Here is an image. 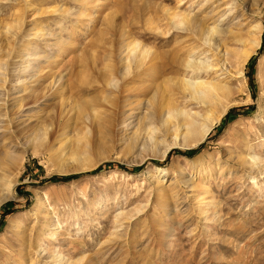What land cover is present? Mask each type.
I'll return each mask as SVG.
<instances>
[{
  "label": "rangeland",
  "instance_id": "rangeland-1",
  "mask_svg": "<svg viewBox=\"0 0 264 264\" xmlns=\"http://www.w3.org/2000/svg\"><path fill=\"white\" fill-rule=\"evenodd\" d=\"M29 4L41 12L64 5L81 15L70 21L49 12L31 21L26 32L53 31L63 42L56 48L21 38L15 20ZM211 10L209 24L232 35H217L219 52L205 46L195 55L211 56L214 64L198 74L201 79L227 83L229 93L207 115L222 116L203 142L199 131L179 138L164 158L175 142V121L165 124L160 92L153 106L146 101L155 85L181 79L172 73L179 69L176 51L194 45L193 35L179 33L171 20ZM0 22V66L19 62L30 43L56 56L41 62L45 78L23 105L14 95L3 111L15 128L16 152L8 166L0 158V264H52V255L63 257L62 264H264V0H0ZM258 25L261 47L240 76L226 73L224 58L234 69ZM135 45L156 62L124 78ZM110 76L126 90L120 98L108 86ZM59 78L60 89L41 97ZM177 93L168 86L165 95L198 110ZM104 98L142 106L87 122L83 108ZM208 117L199 118L200 130ZM71 175L67 182L54 179Z\"/></svg>",
  "mask_w": 264,
  "mask_h": 264
},
{
  "label": "bare ground",
  "instance_id": "bare-ground-1",
  "mask_svg": "<svg viewBox=\"0 0 264 264\" xmlns=\"http://www.w3.org/2000/svg\"><path fill=\"white\" fill-rule=\"evenodd\" d=\"M209 1L212 2V0H209ZM25 10H26L25 14L24 15L22 14V16L18 17L15 20V22L17 21V23H19L18 24L19 30L22 29L24 31L23 37H21V38L23 40H28V41H30L32 39L34 41L35 38H38L41 41H44L45 44H49L52 47H56V48L60 44H62L63 42L61 40V37L54 34L53 31L47 30V32L46 31L41 32L37 29V27H35L32 29L30 28V30L26 32V28L31 25V21L33 19H35L38 15H40V14L44 15V14L49 13V12H50V14L52 12V13L59 14L61 16L65 15L67 18H70L69 19L70 21H73L75 17H78L81 15L80 13L72 10L71 8H65L64 5L62 7L54 8L52 11L49 10L46 12H41L40 9H35L31 6V4H29L25 7ZM213 11L214 10H211V12H209L210 15L207 14V15H204L203 17H200V18L197 15H192L190 13H183V15L175 14L171 20L173 27L179 33L188 32V33L193 35V37H194L193 44L194 45H192V43H191L192 48H190V46L188 47V46H186L187 45L186 44L184 46H180L179 50L176 51L178 58L177 59L174 58L173 61L178 63L179 69L172 71V73H176L177 75H180L181 79L169 77L166 80H164L161 84L155 85L156 90H155V93L153 92L154 93L153 98L146 101L147 106H153L155 101H157L156 99L158 98L159 92H160L163 95L162 101L164 100L163 104L165 105V106L163 105V109L166 108V110L164 112L165 124L168 125V122H171V120H173V119L175 121L173 123V125L171 126L172 132H170V133H172V136L174 137L175 142L169 143L168 147L165 149V151L163 153L164 158H166L169 155L170 150L173 149L175 147V145H178L176 143V141L179 138L183 137V139L186 140V138L188 136L199 131L200 137L197 140L203 142L209 136V134L212 132L213 125L216 122H218L222 116V115H219V116H215L213 118H209L207 115L211 114L213 112V111H211L212 105L215 101H217L220 98L221 94L229 93L227 83L219 81V80H218V82H208L204 79H201L198 74L202 70L204 71V70H209L211 68H214V64L212 61H210V59L212 58L211 56L209 58L205 59V58H200L201 57L200 55L199 56L195 55V54H197V52L200 53L202 51V47H205V46H207L208 49L210 48V50H212V49H215V51L218 50L219 45H220L219 42L222 39L218 42V39H220V38L218 37V39H217V35L218 36H225L228 34L232 35L231 30H228V28H222L218 25L215 26V25H213L214 22H213V24H211L212 27H210L211 25L209 23L211 22L210 20L212 19L211 15H212ZM60 26H61V29L63 31H66V28H67L66 26H64V27L62 25H60ZM256 29H257V31L254 33L255 35L253 36L252 46L240 57L241 60L235 66L234 69L231 68L229 59L228 58L225 59L223 57L224 58V65H226V67H225L226 73H228L234 77L240 76L244 71V66L250 61L252 54H254L256 52V50L261 47L262 42H263L262 41V39H263V28H262V26L258 25L256 27ZM1 32L2 31H0V33ZM25 33H26V35L24 36ZM8 34H9V32H8ZM12 35L15 38L16 35L18 36V32H16V33L13 32ZM7 38H9V37H7ZM18 39H20V38H18ZM221 43H222V41H221ZM33 44H31V43L28 45L26 44L27 49L24 51L22 56H20L21 58H20L19 62H14L13 64L8 65V66H5V64H1V66H0V82L3 83V85H0V148H1L0 150L2 151V152H0L1 153L0 158H2L1 164L2 165L5 164L6 166H8L12 162V160L14 159V155L16 152L14 149H16V144L14 143V141H12V138L15 137V132H14L15 128L13 125H11V124H13L12 120L8 121L7 116L5 113H3V111L5 110L6 105L9 103L11 96H13V98H14V95H15L16 98L20 99L19 102L21 103L24 100L23 99L24 96L29 95V94L33 93L34 90H36L35 88L40 85V80H42V77L45 76L43 74V70L39 67V65H41V62L48 63L51 61H55V57H56V56L54 57V55L51 56L49 54H46V53H44V51L42 52L38 46L33 45ZM8 45L10 46V43ZM8 45H6V46H8ZM216 45H217V47H216ZM221 46H222V44H221ZM23 49H21V51ZM208 49L205 52L210 51ZM220 49H222V48H220ZM218 52H219V50H218ZM226 54H229V52ZM150 55L152 56L151 51L149 52V51L139 50V47L137 45L132 47L131 50L129 51V55H128V58L126 60L127 63L124 60V62L126 63V64H124L125 65L124 72H123L124 78H128L129 76H132L133 72H135V71L140 72L139 70H141L146 64L150 63L151 61H153V63H155L156 60H155V62H154V59L151 60ZM177 55L176 56L174 55V56L177 57ZM149 57H150V59H149ZM148 60H151V61L148 62ZM150 65H151V67H153V65H155V64H153V65L150 64ZM115 66H117V65H115ZM156 67H157V65H156ZM148 68H149V66H148ZM152 69L153 68H151L150 70H152ZM167 69L163 70V74L167 71ZM109 70H111V68ZM154 70L156 71L155 72L156 75L158 73H160L158 68L154 69ZM109 72L111 73L112 71H109ZM115 72H117V70ZM191 72L193 73L194 76L191 78L187 77L188 74ZM161 74H162V72L160 73V76H161ZM139 76H140V73H139ZM141 76H142V74H141ZM191 76H192V74H191ZM110 77L112 79V76H110ZM116 77L113 76V78H115V79H112L111 81L109 80L108 86H110L112 89H114L115 90L114 92L119 91V93L118 92L117 93L119 94L118 98H120L121 97L120 95L124 94V92L126 90L125 89L123 90V87L121 88L122 84L118 81L121 84L119 86V83L116 81ZM121 78H122V76H121ZM61 80H62V78H59L58 80L54 79V82L52 81L46 87V89L44 90V93L41 95V97L42 96H45V97L48 96L49 92H46L48 89H50V90H48L50 92L52 90L60 89ZM5 85H9V87H6ZM29 86H30V90H29ZM168 86L170 88L173 87L174 90H177L178 91L177 94L183 95L184 99H187L191 104H193L195 107H197L198 110H196L195 113H193V111H191V110H186V107H187V104H185V103H187L186 100L183 101V103H181L179 101L174 103L171 100L167 99L165 93H166V89H168ZM62 88L63 87H61V89ZM130 89H131V87H130ZM130 89L127 90V92H130ZM135 90H136V88H135ZM39 99H40V97L34 96V100L40 101ZM169 101H171V102H169ZM121 102H123V100H121ZM121 102H120V104H121ZM172 103H174L173 106H172ZM118 104H119L118 100L115 103L114 101H111V99H105V98L100 99V100L99 99H92L90 102H88V104L82 110V111H84V113H83L84 118L87 120V122L91 121L90 123H92L93 120L94 121L100 120V118H102V116H107L108 114L117 115L118 113H121L122 108L124 109L125 107H130V106H133L135 104H138V106H140V108L142 106V102L138 103V100L131 101L130 98L126 99V101L124 100L123 105L121 104L118 106ZM170 104H171V106L168 107ZM138 109H139V107H138ZM130 113H131V111H130ZM35 114L39 115L40 112L36 111ZM121 114L124 115L126 113H124V111H122ZM131 115H132V113H131ZM120 116L121 115H119V117ZM200 117L201 118L202 117H204V118L208 117L209 118V121H207L201 127V130H200V128H198V125H199L198 121H199ZM127 119H129V118H127ZM125 121L127 122V120H125ZM123 123H124V121H123ZM125 123L123 125H127ZM95 124H97V123H95ZM11 126H12V128H11ZM8 133L10 134V136H8V138H5L8 135ZM7 139H10L11 142L6 143ZM251 160L254 161L253 159H251ZM4 168L5 167H3L2 169H4ZM13 185H15V184H13ZM13 192H14V190H13ZM39 215H40V213L38 214V216ZM38 216H36V218H38V220H39L41 217H38ZM41 221H42V219H41ZM48 227H49V229H51L52 226L50 225ZM55 229H57L56 225H55V227H52L51 231H55ZM39 247H40V245H38V244L35 245V249H37ZM37 252H39V254L42 253L41 248L38 249ZM50 259H51L52 264H62V262L64 261V258L63 257L61 258L59 255H52ZM70 262H72V261H70ZM66 263H64V264H66ZM72 263H69V264H72Z\"/></svg>",
  "mask_w": 264,
  "mask_h": 264
},
{
  "label": "trees",
  "instance_id": "trees-1",
  "mask_svg": "<svg viewBox=\"0 0 264 264\" xmlns=\"http://www.w3.org/2000/svg\"><path fill=\"white\" fill-rule=\"evenodd\" d=\"M203 148H199L197 151H200L202 150ZM196 151V152H197ZM173 152V151H172ZM173 154V153H172ZM103 166H101L102 168ZM76 175H71V176H67V177H54L55 180H58V181H63V182H67L68 180L72 179V178H75Z\"/></svg>",
  "mask_w": 264,
  "mask_h": 264
}]
</instances>
